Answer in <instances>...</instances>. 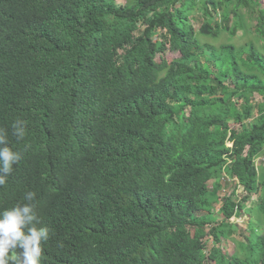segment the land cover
Returning <instances> with one entry per match:
<instances>
[{
	"label": "trees",
	"instance_id": "1",
	"mask_svg": "<svg viewBox=\"0 0 264 264\" xmlns=\"http://www.w3.org/2000/svg\"><path fill=\"white\" fill-rule=\"evenodd\" d=\"M261 1L0 0V211L35 193L41 264H264Z\"/></svg>",
	"mask_w": 264,
	"mask_h": 264
},
{
	"label": "clouds",
	"instance_id": "2",
	"mask_svg": "<svg viewBox=\"0 0 264 264\" xmlns=\"http://www.w3.org/2000/svg\"><path fill=\"white\" fill-rule=\"evenodd\" d=\"M13 135L17 140L24 138L22 122L14 123ZM20 159V153L8 146L7 135L0 129V186L6 184L13 165ZM34 198L35 193L29 191L23 197L28 203L0 211V264H41V245L48 241L51 230L46 225L37 226L40 221L31 203Z\"/></svg>",
	"mask_w": 264,
	"mask_h": 264
},
{
	"label": "rangeland",
	"instance_id": "3",
	"mask_svg": "<svg viewBox=\"0 0 264 264\" xmlns=\"http://www.w3.org/2000/svg\"><path fill=\"white\" fill-rule=\"evenodd\" d=\"M262 2V6L264 7V0L261 1ZM116 3L118 5H123L124 4V0H116ZM200 23H201V16L200 18L194 22V26H195V30H199L200 28ZM250 39V37H243L241 36V32L233 39L231 40L226 34H224L221 38L219 39H216V40H212V43H214L215 45H221V44H224V43H228V42H234L235 44L237 45H241V44H244L246 40ZM173 56H176V53L173 52V51H170V50H167L166 51V57H173ZM256 100H261V97L259 95H256ZM262 157H264V154L260 157H258L256 159V163H257V166L261 167V164L262 161L264 160V158L262 159ZM261 171V170H260ZM234 188V185L232 184L231 186H224L222 188V193H221V196H223L225 193L231 191L232 189ZM243 187L241 186L240 188H236V191L239 193V194H244L243 191ZM219 201V200H218ZM252 221H256L258 222V216L257 215H250V214H247V216H244V217H233L232 218V222L233 223H240L243 228V232L248 235L251 233L250 231V228H249V223H251ZM261 233V231H259ZM235 238H241L243 237V233H241V229L239 228H236V234H235ZM207 241V245L208 247H212L216 242L215 240L213 239V235H208L206 237ZM238 240V239H237ZM210 243V245H209ZM221 248L223 249V252L225 253H231V252H234L235 251V242L232 240V239H227L224 237L223 239V242L221 244Z\"/></svg>",
	"mask_w": 264,
	"mask_h": 264
}]
</instances>
